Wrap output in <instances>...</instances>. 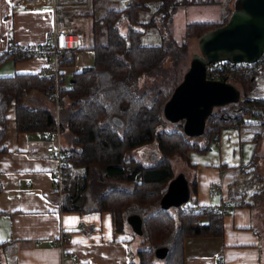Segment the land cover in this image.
Wrapping results in <instances>:
<instances>
[{"label": "trees", "instance_id": "trees-1", "mask_svg": "<svg viewBox=\"0 0 264 264\" xmlns=\"http://www.w3.org/2000/svg\"><path fill=\"white\" fill-rule=\"evenodd\" d=\"M216 3L219 0H130L123 8L109 9L94 18L90 47L94 64L75 73L68 88L62 77L59 120L51 107L31 102L35 94L51 99L52 76L41 71L0 76V155L7 152L2 143L11 104L16 106L19 133L54 134L58 121L66 141L65 178L72 169L82 167L86 169L83 189L91 175L109 186L90 209L86 192L74 198L73 189L64 184L61 209L110 212L115 231L123 233L130 227L128 217L140 215L145 246L138 251V263L132 264H185L186 238L223 235L224 213L207 205L200 212L195 210L200 206L193 198L197 195L196 179L190 182L191 202L174 212L161 207V198L175 176L174 157L194 172L196 164L191 162L190 152H207L211 141L219 140L221 128L253 130L255 145L264 136L263 88L258 83V78L264 77L245 73L230 74L229 81L243 89L241 99L214 111L202 142L184 133L183 121L173 130L160 129L165 120L164 104L182 79L179 66L188 55L187 40L224 25L231 12L220 22H189L182 42L171 32L172 17L181 7ZM151 28L158 29L159 44L142 43V36ZM97 34L103 36V43L98 42ZM9 37L11 43L12 35ZM11 46L10 51L0 53V66L8 59H28L12 50L13 43ZM60 64L74 65L73 55L62 54ZM153 143L159 152L155 161L144 164L131 155ZM9 242L0 243V264H4L1 253ZM164 246L168 254L159 259L155 251Z\"/></svg>", "mask_w": 264, "mask_h": 264}, {"label": "crops", "instance_id": "crops-1", "mask_svg": "<svg viewBox=\"0 0 264 264\" xmlns=\"http://www.w3.org/2000/svg\"><path fill=\"white\" fill-rule=\"evenodd\" d=\"M129 1L126 0L125 6ZM71 3L68 1V3L60 4V0L54 3L52 0H0V53L10 51L12 43L14 46L46 43L54 18L61 19V12H63L73 15L68 23L84 34L87 43V47L80 52L78 66H62L64 82H66V75L73 77L75 73L92 66L94 52L90 47L94 38L92 23L95 17L94 14H90L91 12L86 14L89 17L87 18L89 23L86 26L83 18L74 17V14L84 17V14L80 10H75ZM215 5H219L220 8L215 18L189 22H220L229 11H232L234 0H219L216 4L190 6H198V11L204 15L209 6ZM65 6L71 7L65 8ZM181 8L173 15L172 22L175 15L182 10ZM82 9L88 10L89 5H84ZM10 34L12 35L11 43ZM89 52L92 54L91 57ZM47 65L48 60L43 57L24 60L8 59L0 66V76L36 73ZM31 102L45 107H50L52 104L55 108L51 99L43 100L36 94L31 98ZM53 108L52 110L56 112ZM51 140H54L53 134L19 133L16 128V106L15 104L9 106L6 137L2 143V147H5L7 152L0 155V184L2 185L0 243L10 241L1 253L3 263H135V258H132L133 243L129 230L126 228L124 233L116 232L110 212L63 211L61 209V203L53 189L52 172L56 167V160L45 151ZM257 148L258 143L250 163L253 170L260 164ZM150 152L151 149L147 148L143 153L148 155L146 159L149 163L155 161L154 152ZM256 156L257 162L254 161ZM239 172L241 169L236 167L225 165L211 167V165L196 164L191 178L197 181V195L193 196L197 199L196 204L216 207L227 203L229 207L223 217L222 236L185 239V264H264V235L257 211L252 205L244 202V196L239 191L230 193V186L237 183ZM187 178L190 183V178L188 176ZM214 182H221L224 189L221 195L210 199L208 191L210 184ZM93 204L94 202L90 203L88 207L91 209ZM61 227H64L72 236V241L63 251L53 246L50 239L59 235ZM36 242H39V245H36Z\"/></svg>", "mask_w": 264, "mask_h": 264}, {"label": "water", "instance_id": "water-1", "mask_svg": "<svg viewBox=\"0 0 264 264\" xmlns=\"http://www.w3.org/2000/svg\"><path fill=\"white\" fill-rule=\"evenodd\" d=\"M264 54V0H234L228 21L198 38V52L192 56L188 70L165 102L163 113L170 121H183V131L189 137L202 136L217 108L237 103L241 90L232 81L210 80L206 70L210 63L256 62ZM73 82V79L71 80ZM115 122H122L115 118ZM191 188L184 173L175 175L161 198L163 209L177 208L190 200ZM133 232L143 233L140 215L128 217ZM168 247H159L155 254L164 259Z\"/></svg>", "mask_w": 264, "mask_h": 264}, {"label": "rangeland", "instance_id": "rangeland-1", "mask_svg": "<svg viewBox=\"0 0 264 264\" xmlns=\"http://www.w3.org/2000/svg\"><path fill=\"white\" fill-rule=\"evenodd\" d=\"M68 1L72 2L71 4L74 5L75 10L82 11L84 17H82V15L79 16V14H74V17L78 16L80 18H83V22L86 24V26L89 23V20L87 19L89 17L86 14H89V12H91L90 14H94L93 16L97 19L98 17L102 16L107 10L121 9L126 4V0H87V2L85 0H60V4L68 3ZM86 4L89 5V9L83 10L82 7ZM70 7L71 6H65V8ZM197 7L198 6H185L181 8L182 10L178 12V14L175 15L173 22L171 23V32L178 42H182L184 40L186 26L189 21L204 20L205 18H215L216 16H218L220 9L219 5L209 6L204 12V15H201ZM61 13V19L65 22L67 21V23L68 21H71V18H73L72 14H66L63 12ZM97 36L98 42L103 43V36H99L98 34ZM142 43L148 45L159 44L160 36L158 29H149L145 33V35L142 36ZM91 45H93V39ZM187 46L188 55L179 66V72L182 78L184 73L190 67L193 54L198 52V37H190L187 40ZM90 52L89 56L91 57L92 54ZM78 63L79 62H75L73 66H78ZM71 79V76L66 75L65 88H68L70 86ZM258 83L260 84V88H263L261 97H264V79L258 78ZM238 87L240 88L242 93L243 89L240 86ZM50 107L51 109L53 108L52 104H50ZM53 112L54 114H56L54 110ZM164 119V123L160 126V129L173 130L176 128L175 125L178 124L177 122L175 124L166 117H164ZM254 133L255 131L253 130H247L243 128L239 129L238 126L223 127L221 128L219 134L220 139L211 141L210 149L207 152H190V157L191 162L194 164H198L199 166L211 165V167H221L222 165H225L227 167H236L241 169V172L238 173L239 179L237 180V183L235 185L231 184L230 186V193L233 194L234 191H239L240 194L244 196V202L253 206L255 211H257L258 218L260 219V226L263 229L262 233L264 235V136L258 142L257 155L260 164L259 166L257 165L256 168H254V172V170L252 169V165L250 164L256 146L253 140L255 135ZM191 138L193 140H197L198 142H202L204 140L201 136H195ZM51 141L53 142V140ZM62 142L64 146H66V141L64 140V138ZM147 148L151 149V152H154L153 154L155 155L156 160V158L159 157V152L155 143L138 148L132 151L131 155L136 157L144 164H148L149 161L146 159L148 155L143 154ZM172 167L175 175L184 173L190 178L191 182L193 172L191 168L187 167V165L180 158L174 157L172 159ZM65 177L64 184L67 187L73 189L74 198L79 197L80 194L86 192L88 195V203L94 202L96 198L99 197V194L102 191L109 188L107 184L100 182L97 179L96 175L94 178L93 175H91V178H87V188L83 189V187H85L84 179L86 178V169L82 167L72 169L71 173H69V176L67 178ZM80 201H83V197H81ZM174 209L175 208H171L170 210L174 212ZM126 228L129 230V234L132 239L131 242L133 243V246H131L132 258H135V263H138V251L145 246L142 244L143 239L141 235L135 233L133 234L130 227Z\"/></svg>", "mask_w": 264, "mask_h": 264}, {"label": "built area", "instance_id": "built-area-1", "mask_svg": "<svg viewBox=\"0 0 264 264\" xmlns=\"http://www.w3.org/2000/svg\"><path fill=\"white\" fill-rule=\"evenodd\" d=\"M52 1L54 3L56 0ZM86 47L87 43L85 41L84 34L76 29L74 25L56 17L54 18L52 28L48 35V41L46 43L30 46H14L12 49L23 57H43L48 60V65L41 69V74L53 77L54 88L50 93V98L54 103L57 119L60 107V88L62 87V65L60 64V56L62 54H72L74 63L78 62L80 59V52ZM233 73L256 74L264 77V54L253 63H236L229 60H222L210 63L206 70L207 78L210 80L225 79L228 81L230 79V74ZM56 124L57 130L53 134L54 140L53 142L50 141L49 145L45 148V151L52 155L56 160V167L52 172L53 189L58 197V200L62 203L64 196V169L67 166V153L62 142L63 139L59 128V122L57 121ZM1 189L2 185L0 184V191ZM223 189V184L221 182L211 183L208 191V197L212 199L221 195ZM228 207L229 205L227 203H223L216 207L213 206V209L221 213H226ZM202 209L203 206H198L195 210L200 212ZM50 239L53 246L58 247L63 251L66 245L72 241V236L65 230L64 227H61L59 235ZM36 245H39V242H36Z\"/></svg>", "mask_w": 264, "mask_h": 264}, {"label": "bare ground", "instance_id": "bare-ground-1", "mask_svg": "<svg viewBox=\"0 0 264 264\" xmlns=\"http://www.w3.org/2000/svg\"><path fill=\"white\" fill-rule=\"evenodd\" d=\"M60 102V101H59Z\"/></svg>", "mask_w": 264, "mask_h": 264}, {"label": "flooded vegetation", "instance_id": "flooded-vegetation-1", "mask_svg": "<svg viewBox=\"0 0 264 264\" xmlns=\"http://www.w3.org/2000/svg\"><path fill=\"white\" fill-rule=\"evenodd\" d=\"M88 204V203H87Z\"/></svg>", "mask_w": 264, "mask_h": 264}]
</instances>
